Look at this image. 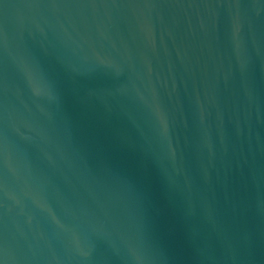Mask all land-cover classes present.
I'll list each match as a JSON object with an SVG mask.
<instances>
[{
	"label": "water",
	"instance_id": "95a60500",
	"mask_svg": "<svg viewBox=\"0 0 264 264\" xmlns=\"http://www.w3.org/2000/svg\"><path fill=\"white\" fill-rule=\"evenodd\" d=\"M0 264H264V0H0Z\"/></svg>",
	"mask_w": 264,
	"mask_h": 264
}]
</instances>
